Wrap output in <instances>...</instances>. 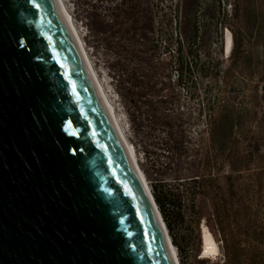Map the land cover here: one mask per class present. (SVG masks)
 <instances>
[{
    "label": "rangeland",
    "instance_id": "obj_1",
    "mask_svg": "<svg viewBox=\"0 0 264 264\" xmlns=\"http://www.w3.org/2000/svg\"><path fill=\"white\" fill-rule=\"evenodd\" d=\"M63 2L153 198L165 202L178 264H264V0ZM131 4L148 10L135 28ZM179 43L182 61L197 64L181 84ZM225 115L232 131L218 130ZM203 225L215 260L201 257Z\"/></svg>",
    "mask_w": 264,
    "mask_h": 264
},
{
    "label": "water",
    "instance_id": "obj_2",
    "mask_svg": "<svg viewBox=\"0 0 264 264\" xmlns=\"http://www.w3.org/2000/svg\"><path fill=\"white\" fill-rule=\"evenodd\" d=\"M0 264H175L57 0H0Z\"/></svg>",
    "mask_w": 264,
    "mask_h": 264
},
{
    "label": "bare ground",
    "instance_id": "obj_3",
    "mask_svg": "<svg viewBox=\"0 0 264 264\" xmlns=\"http://www.w3.org/2000/svg\"><path fill=\"white\" fill-rule=\"evenodd\" d=\"M57 2L59 4V6H60L65 18H66V20H67V23H68L69 27L71 28V30L73 32V35L75 36V40H76V42H77V44L79 46V50L81 52L83 60L85 61V64L87 65V68H88L89 72L91 73V75L93 77V80L95 81V83L97 85L99 93H100V95H101V97H102V99H103V101H104V103H105V105H106V107H107V109L109 111V114H110V116H111V118H112V120H113V122L115 124V127H116L117 131L119 132L120 137L122 138V140L124 142V145L126 146V149H127L128 153H129V156L132 159V161H133V163H134V165H135V167H136V169H137V171H138V173H139V175L141 177L143 185H144V187H145V189H146L151 201L154 203V207L156 208L158 216L161 219L162 226L164 228V232H165L166 237L168 239V242L170 244V249H171V252H172V256L174 258V262H175V264H178L176 251L174 249V246L171 243V240H170L166 225H165V223H164V221L162 219L161 213H160V211L158 209V206H157V204H156V202H155V200H154V198H153V196H152V194L150 192V189H149V187H148V185L146 183V180H145L143 174L141 173V171H140V169L138 167V163H137V160H136L135 153H134L132 147L127 142L126 138H125V135H124V132H123V130L121 128L120 122H119V120H118V118L116 116V111H115L113 105L111 104V102H110V100H109V98H108V96L106 94V91H105L103 85L101 84V82L99 80V77L97 76V73L95 72V70H94V68H93V66H92V64H91V62H90V60L88 58L86 50H85V48L83 46V43L81 41V38H80V36H79V34H78L74 24H73V20H72L71 16L69 15V13H68L65 5H64L63 0H57ZM230 48H231L230 41H227V51H229ZM202 241H203V243H202V249H201V252H202V256L201 257L203 259L215 260L217 258V256H218V254H219V247H218V245L216 243V240L214 239L213 235L210 233L208 228H206L204 225L202 227Z\"/></svg>",
    "mask_w": 264,
    "mask_h": 264
},
{
    "label": "trees",
    "instance_id": "obj_4",
    "mask_svg": "<svg viewBox=\"0 0 264 264\" xmlns=\"http://www.w3.org/2000/svg\"><path fill=\"white\" fill-rule=\"evenodd\" d=\"M141 7L138 6L137 4H131L129 5L127 8H126V16L129 18V19H133L132 20V27L135 28L136 27V24H137V21L134 19V17L137 15V13L139 11H142V12H147L148 13V10L146 9H140ZM148 22H145L142 27H145V28H148L149 27V23H150V19L147 18ZM141 27V28H142ZM194 31V36L192 38V44H195L196 41H197V38H198V33H199V28L197 26H195V30ZM250 35H252V32L250 33ZM177 54H178V63H179V71H178V83L181 84L183 83L184 81V78H185V74L188 72L190 73L191 70L193 69H197V64L195 63L194 65L192 64H188L187 62H183L182 61V54H183V48L181 46V44L179 43L178 45V49H177ZM187 55H191V57L194 59V54L192 53L191 49L188 50V53L186 52ZM181 59V61H180ZM181 62V63H180ZM199 72L202 74L203 72H201V70H199ZM187 77V76H186ZM188 79V78H187ZM220 126L218 128L219 131H224L227 127L228 124L231 123V127H230V130L232 131L234 126H233V120L230 118V116L228 115H225L223 116L220 121ZM155 202L158 206V209L160 211V213L162 214V217L164 219V221H166V225H167V228H171V224L170 222L168 223L169 221V215L167 214V211H166V206H165V202L163 199H161L159 196H156L155 198Z\"/></svg>",
    "mask_w": 264,
    "mask_h": 264
}]
</instances>
